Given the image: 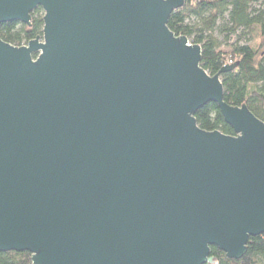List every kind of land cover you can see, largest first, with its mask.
Masks as SVG:
<instances>
[{"label": "water", "instance_id": "95a60500", "mask_svg": "<svg viewBox=\"0 0 264 264\" xmlns=\"http://www.w3.org/2000/svg\"><path fill=\"white\" fill-rule=\"evenodd\" d=\"M189 0H0V253L32 264H212L264 234V123L224 101L201 47L167 27ZM215 104L234 135L204 131Z\"/></svg>", "mask_w": 264, "mask_h": 264}, {"label": "trees", "instance_id": "16d2710c", "mask_svg": "<svg viewBox=\"0 0 264 264\" xmlns=\"http://www.w3.org/2000/svg\"><path fill=\"white\" fill-rule=\"evenodd\" d=\"M42 17L43 11L37 8L28 26L18 22L0 25V39L12 46L27 45L41 36ZM167 27L175 36H184L201 47V67L210 76L224 66H234L220 75L225 103L246 106L264 123V0H189L171 14ZM247 33L257 39L256 44H240ZM229 42L228 50H224ZM195 119L204 131L234 135L215 104L198 110ZM210 257L212 264H264V234L248 240L246 254L240 260L228 259L214 247L210 248ZM0 264H32L31 255L0 253Z\"/></svg>", "mask_w": 264, "mask_h": 264}, {"label": "rangeland", "instance_id": "374dc122", "mask_svg": "<svg viewBox=\"0 0 264 264\" xmlns=\"http://www.w3.org/2000/svg\"><path fill=\"white\" fill-rule=\"evenodd\" d=\"M253 35H255V34H253ZM250 39V40H249ZM233 40V39H232ZM257 40V39H256ZM254 38H253V36H250V35H248V33L246 34V36H245V38H243V40H241V42H240V44H245V43H249V44H256V41ZM229 44H231V42H229L228 44H225L224 46H223V49L224 50H228V48H229Z\"/></svg>", "mask_w": 264, "mask_h": 264}, {"label": "built area", "instance_id": "2783aa9c", "mask_svg": "<svg viewBox=\"0 0 264 264\" xmlns=\"http://www.w3.org/2000/svg\"><path fill=\"white\" fill-rule=\"evenodd\" d=\"M24 46V45H23ZM228 64H230V62H228Z\"/></svg>", "mask_w": 264, "mask_h": 264}]
</instances>
